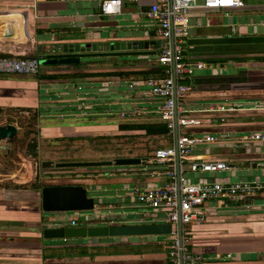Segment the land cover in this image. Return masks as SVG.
Instances as JSON below:
<instances>
[{"label": "crops", "instance_id": "obj_1", "mask_svg": "<svg viewBox=\"0 0 264 264\" xmlns=\"http://www.w3.org/2000/svg\"><path fill=\"white\" fill-rule=\"evenodd\" d=\"M101 1L0 0V55L39 58L57 52L71 55L62 53V47H74L77 43L97 45V51L84 52L79 63L41 65L39 72L54 74L51 79L0 74L1 111L18 107L36 109L41 103L42 88L55 91L61 102L59 111L66 114L42 126V138L82 144L92 137L104 136L107 130L115 132L118 125L101 117L108 114L104 109L124 112L123 122L158 120L152 114L157 100L150 95L144 80L157 70L156 58L161 48L133 52L126 44L136 30L144 32L143 39L148 36L161 40L147 16L155 0H121V11L114 15L100 13ZM191 23L185 54L190 61L203 63L204 68L186 79L190 85L187 106L203 110L220 103L237 109L223 114L200 111L197 115L202 118L222 116L225 122L183 129L186 133L213 134L218 138L213 144L193 150L185 162L186 178L193 182L263 180L264 167L260 163L264 162V141L243 137L264 135V0L243 1L242 7L230 9L228 14L221 10L200 11L193 15ZM105 44H115L117 49L105 52ZM83 110L88 114H78ZM157 140L158 147L170 143L165 137ZM7 141L0 142V149L8 145ZM76 154H65L67 161L62 162L81 160ZM200 156L225 160L232 168L219 173L188 170L189 161ZM122 157L139 158L142 164L151 155ZM140 164L116 167L107 176L90 167H70L73 171H68L69 174L61 171L63 175L59 172L61 175L47 185L81 184L100 196L95 209L83 216L92 215L99 224L119 223L118 218L112 217L119 213L140 219L132 190L163 183L162 178L139 172ZM35 201H39L38 206L33 205ZM118 207L121 211L112 210ZM210 210L205 220L185 229L188 247L205 257L198 264H264V196L251 200L249 207L239 202L225 210L211 205ZM65 216L43 212L39 192L0 187V264H167L171 234L83 240L71 243L73 249L63 247L55 252L44 249L56 242L41 244L39 222L43 220L48 225ZM65 219L68 223L75 220V225L82 223L76 214ZM49 253L54 258L47 259L45 254Z\"/></svg>", "mask_w": 264, "mask_h": 264}, {"label": "built area", "instance_id": "obj_2", "mask_svg": "<svg viewBox=\"0 0 264 264\" xmlns=\"http://www.w3.org/2000/svg\"><path fill=\"white\" fill-rule=\"evenodd\" d=\"M243 6V0H155L147 16L154 23L156 34L164 40L156 62L164 68L163 76H149L144 80L150 95L157 100L153 108L158 120L167 123V139L170 143L154 149L151 158L139 165L138 171L153 178H162L163 183L132 190L134 206L140 221L166 223L171 225L172 240L168 245V260L172 264H198L204 260L201 253L188 247L185 240L187 225L200 223L211 214L210 206L230 209L233 204L243 202L249 207L251 200L264 196V179L257 180H199L186 178L185 162L193 150L217 142L213 134L186 133L183 129L201 126L205 123L225 122V117L202 118L198 113H231L237 108L216 104L214 107L195 110L186 104L190 85L186 79L196 70L204 68L201 62L187 59L185 40L192 28L191 18L200 11L221 10L228 14L230 9ZM121 0H102V15L119 14ZM235 28L232 27L234 32ZM41 57L0 56V74L36 75ZM199 111V112H198ZM123 116L125 113L123 112ZM244 140L264 141L260 133L243 137ZM264 167V162L260 163ZM225 160L208 156L189 161L188 170L199 173H219L231 169ZM65 217H60L61 220ZM76 221L72 220L71 225Z\"/></svg>", "mask_w": 264, "mask_h": 264}, {"label": "rangeland", "instance_id": "obj_3", "mask_svg": "<svg viewBox=\"0 0 264 264\" xmlns=\"http://www.w3.org/2000/svg\"><path fill=\"white\" fill-rule=\"evenodd\" d=\"M26 76H28L27 79H29L35 75H23V77ZM54 93L55 91L49 90L48 92L44 91L42 88L39 93L41 103L36 109L18 107L8 108L5 111L0 110V125L11 123L18 128L17 135L12 140L6 142L8 143L6 147L0 149V187L11 190H34L40 193L41 188L47 185L48 181H52L51 179L59 177L58 175L62 174L61 171H63L64 174H69L70 171H73L70 167L56 168L53 166H43L42 163L44 161H52L53 163L67 161L65 159V154L71 155L72 152L77 153V158L81 157V160L77 161L113 160L114 158L125 155L150 156L154 149L160 145V142L155 138L124 134L125 132L117 130L115 132L114 130H107L104 136L97 138L92 137L82 144L73 142L63 143L58 139L42 138V126H45L48 121L62 119L66 114L63 110L61 112L59 111V103L61 102L58 101V97L56 93ZM103 98L104 97H102V99ZM106 110L108 109H104L103 111L108 112V114L101 117H106L105 119L108 120L109 123L115 125L123 123V112H111ZM71 112L73 111L68 113ZM71 114L74 115L73 113ZM78 114L86 115L88 112L83 110L79 111ZM33 144L37 145L35 148V156L29 154ZM61 151L67 153L63 155ZM79 152H81V154H79ZM116 167L119 166L90 167L89 169L101 171L103 174L102 176H107V173ZM33 205L38 206L39 201H35ZM112 210L121 211V208L118 207ZM90 213L91 211L88 212V214ZM62 214L67 217L76 214L78 215L79 222L84 220L83 216L85 215L84 212H69ZM66 216L65 218H67ZM18 238L20 239L22 237ZM109 243L110 242H104L103 244L110 246L111 244ZM117 250L119 249H112L111 251L116 252Z\"/></svg>", "mask_w": 264, "mask_h": 264}, {"label": "water", "instance_id": "obj_4", "mask_svg": "<svg viewBox=\"0 0 264 264\" xmlns=\"http://www.w3.org/2000/svg\"><path fill=\"white\" fill-rule=\"evenodd\" d=\"M132 40L128 41L127 49L130 51H138L143 49H159L164 46V40L143 39L144 32L136 30L131 35ZM104 51L107 49H117V45H104ZM58 51V49H56ZM61 51V50H59ZM95 44H75L74 47H62V53L71 55H45L40 59L41 65H65L76 64L81 61L84 52H96ZM98 51H101L98 50ZM18 132V128L13 124L0 125V142L12 140ZM7 146V145H6ZM141 159L136 157H118L113 160L102 161H73V162H57L44 161L43 166L67 168V167H108L130 166L140 164ZM101 198L95 193L90 192L81 184H58L44 185L40 191L41 209L46 213H69V212H90L95 209V204ZM111 216V215H110ZM112 217L118 218L119 223L99 224L92 215H87L80 225H71L66 219H55L47 223L39 222V237L41 244L44 241L57 242L62 241L65 244L73 242L107 239V238H131L139 236H157L171 233L170 224H149L147 221H140L137 217H129L124 214H114ZM114 222V221H113ZM147 222V223H146Z\"/></svg>", "mask_w": 264, "mask_h": 264}, {"label": "trees", "instance_id": "obj_5", "mask_svg": "<svg viewBox=\"0 0 264 264\" xmlns=\"http://www.w3.org/2000/svg\"><path fill=\"white\" fill-rule=\"evenodd\" d=\"M0 56H9V55H0ZM164 74H165L164 68L161 66H158L157 70L154 71V73L147 75L145 79L149 76H163ZM36 75H38V78H42V79H51L54 76V74H51L53 75L51 76L50 74L46 75V74H41V73H37ZM185 82L189 83V81H185ZM117 131L125 132L124 134H129L131 132L130 134L132 135H142L144 137L157 139L159 137L167 138L169 129L167 127V123L163 120H157V121H151V122L150 121H142V122L129 121V122L119 123ZM168 141L170 142V140ZM36 146H37L36 144H33L31 146L30 153H29L30 155L32 156L36 155V151H35ZM92 246H96V245H92ZM63 247L65 249L75 248V247H70V244L65 245L61 242H56L53 246L50 245L49 248H44V249H48V250H51L52 252H55L56 250H60ZM77 247H80V246H77ZM84 248H87V247H84ZM52 255L53 254L51 253H49V255L45 254L47 259L54 258V256ZM90 255H93V253H90ZM167 264H172V263L169 260H167Z\"/></svg>", "mask_w": 264, "mask_h": 264}]
</instances>
